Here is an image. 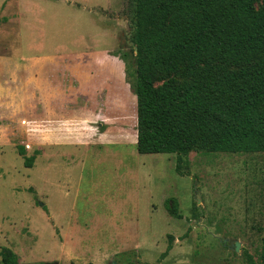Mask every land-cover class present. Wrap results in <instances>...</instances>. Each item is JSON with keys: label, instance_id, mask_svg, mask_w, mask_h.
Here are the masks:
<instances>
[{"label": "rangeland", "instance_id": "rangeland-1", "mask_svg": "<svg viewBox=\"0 0 264 264\" xmlns=\"http://www.w3.org/2000/svg\"><path fill=\"white\" fill-rule=\"evenodd\" d=\"M131 12L127 0H0V250L20 264H246L244 252L264 264V153L193 151L180 176L175 155L132 145ZM108 48L122 79L95 74L78 91L94 74L86 52ZM38 57L43 76L67 87L64 99L35 92ZM48 109L56 144L46 140ZM68 130L89 141L72 143Z\"/></svg>", "mask_w": 264, "mask_h": 264}, {"label": "trees", "instance_id": "trees-1", "mask_svg": "<svg viewBox=\"0 0 264 264\" xmlns=\"http://www.w3.org/2000/svg\"><path fill=\"white\" fill-rule=\"evenodd\" d=\"M127 2L137 153L175 155L180 176L188 175L180 165L193 151L264 153V0ZM164 208L181 219L175 199ZM171 250L169 236L161 258ZM0 261L20 264L6 248Z\"/></svg>", "mask_w": 264, "mask_h": 264}, {"label": "crops", "instance_id": "crops-1", "mask_svg": "<svg viewBox=\"0 0 264 264\" xmlns=\"http://www.w3.org/2000/svg\"><path fill=\"white\" fill-rule=\"evenodd\" d=\"M112 48V47H111ZM111 48H108V49H103V50H100V52L98 53H95L94 52H86V53H89V54H86L84 56V59H88V61H84V64H87L90 62V64H92V68L94 69V74L91 75V73H85V80L83 81L82 84L79 83V87L77 90L78 91H82V89H84L85 87H87V83L88 81H92L95 79V74H101L104 75L105 74V78H101V80H107V81H115L118 83V81L120 79H122V76L124 75V67H123V64L122 62L115 56L111 55L110 54V49ZM93 54H96V55H93ZM92 56H95V58L93 59H90ZM44 61V60H43ZM42 60L38 57L36 59H33L32 60V63H31V72L32 74H37V77L34 76L35 78V84H34V87L35 89V92L39 93L40 95H44V94H48L49 95H54V100L58 99V98H62L64 99V93L67 92V87L66 89L64 88V85L60 82V81H51L49 79H47V76H43L42 72L40 71V68H38V63H41ZM92 79V80H91ZM66 85V84H65ZM93 85V83H92ZM96 88H98L97 86H95V88H93V93H98ZM86 89V88H85ZM46 92V93H45ZM63 96V97H62ZM50 100V98H49ZM48 114L46 116L47 118V123H46V128H47V134H46V140L48 142H51V143H58L56 142L55 140L57 138H55V134L53 133L54 131L52 129H50L51 127V116L52 114L50 113V109H48ZM95 117V116H94ZM100 117V116H99ZM100 119V118H99ZM101 120V119H100ZM98 122V120H97ZM102 125V122H98L97 126H100ZM68 130L67 131V135H70V140H73L72 143H79V142H83L85 140H88V137H89V134H84V132L82 131L83 133V138H81V136L79 138L78 137V133L77 131H70ZM78 131H81L79 128H78ZM101 137L100 138V141H102V143H109L108 141H106L107 138H105L102 134H99ZM94 138H96L94 136ZM93 138V139H94ZM87 142V141H85ZM111 142V141H110ZM132 145H136V141L133 142Z\"/></svg>", "mask_w": 264, "mask_h": 264}, {"label": "water", "instance_id": "water-1", "mask_svg": "<svg viewBox=\"0 0 264 264\" xmlns=\"http://www.w3.org/2000/svg\"><path fill=\"white\" fill-rule=\"evenodd\" d=\"M128 38H129V37H128ZM130 45L132 46V43H130ZM134 51H136V48H135V47H134ZM234 248H235V251L237 252L238 249H239V246H238L237 243L234 245Z\"/></svg>", "mask_w": 264, "mask_h": 264}]
</instances>
